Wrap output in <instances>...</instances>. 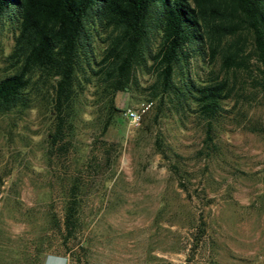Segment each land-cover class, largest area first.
<instances>
[{"label": "rangeland", "instance_id": "1", "mask_svg": "<svg viewBox=\"0 0 264 264\" xmlns=\"http://www.w3.org/2000/svg\"><path fill=\"white\" fill-rule=\"evenodd\" d=\"M12 43L1 25L0 78L11 72ZM248 67L225 72L218 58L190 64L196 82L208 74L228 79L226 117L209 151L190 109L149 96L146 70L114 93L118 111L102 136L107 101L100 82L88 79L57 160L47 156L46 97L0 115V264H71L52 222L62 217L74 177L79 231L68 244L79 264H264V109L250 79L255 62ZM127 108H143L137 124L123 115Z\"/></svg>", "mask_w": 264, "mask_h": 264}, {"label": "trees", "instance_id": "2", "mask_svg": "<svg viewBox=\"0 0 264 264\" xmlns=\"http://www.w3.org/2000/svg\"><path fill=\"white\" fill-rule=\"evenodd\" d=\"M1 25L10 29L13 43L6 56L11 72L0 78V115L46 97L52 119L46 150L53 160L67 151L74 106L90 77L100 82L107 101L100 136L118 111L114 93L128 89L135 71L146 70L153 77L145 88L149 96L160 105L190 109L202 122L209 151L230 90L228 79L217 74L190 78L197 60L218 58L223 71L245 73L252 72L253 60L250 79L264 109V0H0ZM104 144L102 154L109 149ZM155 146L163 152L158 138ZM78 189L74 177L62 217L52 222L71 264L80 263L68 244L79 231Z\"/></svg>", "mask_w": 264, "mask_h": 264}, {"label": "built area", "instance_id": "3", "mask_svg": "<svg viewBox=\"0 0 264 264\" xmlns=\"http://www.w3.org/2000/svg\"><path fill=\"white\" fill-rule=\"evenodd\" d=\"M148 106H149V103L145 104L143 108H147ZM142 109H141V111H142ZM141 111L140 110H137V109L127 108V109H125L123 111V115L125 116V118L129 122H131L133 124H137L138 121L140 120Z\"/></svg>", "mask_w": 264, "mask_h": 264}, {"label": "crops", "instance_id": "4", "mask_svg": "<svg viewBox=\"0 0 264 264\" xmlns=\"http://www.w3.org/2000/svg\"><path fill=\"white\" fill-rule=\"evenodd\" d=\"M58 264H62V260L61 259H57Z\"/></svg>", "mask_w": 264, "mask_h": 264}]
</instances>
